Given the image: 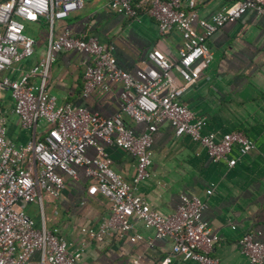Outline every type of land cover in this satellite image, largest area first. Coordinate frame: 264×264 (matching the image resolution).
<instances>
[{"label":"built area","instance_id":"2783aa9c","mask_svg":"<svg viewBox=\"0 0 264 264\" xmlns=\"http://www.w3.org/2000/svg\"><path fill=\"white\" fill-rule=\"evenodd\" d=\"M87 1L0 0V264H75L82 248L69 250L55 228L48 229L43 223L36 226L24 207L40 204L42 192L58 197L64 187L61 175L74 177L77 166L93 179L89 190L109 202V214L95 228L80 229L85 236L100 241L112 235L133 242L141 238L131 233L132 218H136L153 230L154 238L171 242L169 253L155 264H168L176 256L197 264H222L210 254L218 236L202 220L204 204L197 196L180 194L174 211L163 215L134 191L149 176L152 138L162 122L171 126L174 137L185 136L200 145L211 162L224 161L232 166L254 148L242 131H205L204 118L187 108L181 96L211 62L207 39L246 11L264 18V0H232L208 18L197 12V3L206 0H107L112 12L136 22L142 15L147 16L154 21L159 35L174 33L180 39L174 59L151 48L142 65L132 72L116 64L112 45L99 42L93 35L76 36L67 29L54 34L55 20L80 9ZM39 18L48 27L43 54L20 69V63L33 55L34 45L33 38L24 32L23 22ZM63 51L87 56L81 97L93 91L106 92L109 83L119 86L115 113L101 117L83 106L58 103L48 92L49 68ZM7 70L18 73L4 74ZM171 70L181 84L175 82ZM4 91L10 98L9 112L16 117L18 127L29 134L22 143L7 136ZM124 118L142 124V129L135 132ZM106 146H114L133 158L130 181L111 168ZM87 148L93 149L92 157L86 156ZM233 149L237 157L230 156ZM237 243L244 264L262 262L264 242L254 233L242 234Z\"/></svg>","mask_w":264,"mask_h":264},{"label":"crops","instance_id":"0c3cea01","mask_svg":"<svg viewBox=\"0 0 264 264\" xmlns=\"http://www.w3.org/2000/svg\"><path fill=\"white\" fill-rule=\"evenodd\" d=\"M232 0H206L197 3L198 16L208 18L216 9ZM24 31L37 33L33 55L20 69L35 63L42 56L48 27L42 18L24 21ZM53 32L67 29L76 36L93 35L99 42L113 46L116 64L126 71L142 65L151 48H157L168 58H175L180 44L177 34L159 35L154 21L142 15L139 22L112 12L107 0H90L68 16L55 20ZM212 54L209 65L197 81L181 96V102L197 116L204 118L205 131L216 134L242 131L254 143V148L240 157L234 165L224 161L211 162L203 148L185 136L174 137L171 126L162 122L153 134L149 176L137 184L134 193L143 197L160 214L174 211L180 194L195 195L204 204L201 213L210 231L218 236L210 254L222 264H244L239 237L252 232L264 242V18L246 11L236 21L224 24L207 39ZM87 56L76 51L56 55L49 68L47 90L58 103L85 107L101 117H109L118 109L119 86L108 84L106 92L93 91L81 97V75ZM18 71L4 74L16 76ZM171 76L177 84L182 81L174 70ZM3 96L2 109L10 107ZM7 136L24 142L28 132L17 125L10 112L5 116ZM135 132L143 125L123 119ZM41 130V127L38 128ZM111 168L125 180L134 173V160L124 151L106 146ZM86 156L94 151L87 148ZM231 157H237L233 149ZM74 177L61 175L64 187L56 198L42 192L40 204L29 203L24 211L36 226L41 223L55 228L67 242L69 250L82 248L75 264H155L169 253V239H156L153 230L132 218L133 230L141 236L133 242L115 239L112 235L100 241L85 236L82 227L95 228L109 214L105 197L90 191L94 182L84 174L82 166L75 167ZM35 204L37 210L32 205ZM36 256V255H34ZM168 264H197L172 257ZM260 264H264V259Z\"/></svg>","mask_w":264,"mask_h":264},{"label":"rangeland","instance_id":"374dc122","mask_svg":"<svg viewBox=\"0 0 264 264\" xmlns=\"http://www.w3.org/2000/svg\"><path fill=\"white\" fill-rule=\"evenodd\" d=\"M24 32H25V31H24ZM25 33H26V32H25ZM29 34H30V36H33V37L35 38L37 33L29 32ZM30 58H31V57H30ZM30 58L25 59V60L22 61L20 64H22L23 62L29 60ZM2 94L5 96V99H6V100L10 101L9 94H8L7 91L2 92ZM2 105H4V104L2 103ZM5 108H6V109H5L6 112L4 113V115L6 116V115L8 114V112H9V108H8L7 106H5ZM3 112H4V111H3ZM23 131H25V130H23ZM32 207H33L35 210H37L35 204H33Z\"/></svg>","mask_w":264,"mask_h":264}]
</instances>
